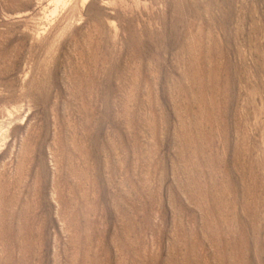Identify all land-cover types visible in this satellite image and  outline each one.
Here are the masks:
<instances>
[{
	"label": "rangeland",
	"instance_id": "rangeland-1",
	"mask_svg": "<svg viewBox=\"0 0 264 264\" xmlns=\"http://www.w3.org/2000/svg\"><path fill=\"white\" fill-rule=\"evenodd\" d=\"M0 264H264V0H0Z\"/></svg>",
	"mask_w": 264,
	"mask_h": 264
}]
</instances>
